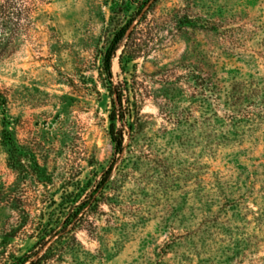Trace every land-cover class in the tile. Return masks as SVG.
<instances>
[{"label": "rangeland", "instance_id": "374dc122", "mask_svg": "<svg viewBox=\"0 0 264 264\" xmlns=\"http://www.w3.org/2000/svg\"><path fill=\"white\" fill-rule=\"evenodd\" d=\"M35 1L31 37L0 59V185L16 177L10 144L56 199L115 159L77 260L50 264H264V0H156L137 16L140 56L119 58L124 39L112 58V80L135 82L117 155L102 66L123 16L114 0ZM14 219L0 205L4 257L33 244L9 236Z\"/></svg>", "mask_w": 264, "mask_h": 264}, {"label": "trees", "instance_id": "16d2710c", "mask_svg": "<svg viewBox=\"0 0 264 264\" xmlns=\"http://www.w3.org/2000/svg\"><path fill=\"white\" fill-rule=\"evenodd\" d=\"M133 1L136 8L130 10ZM155 1L114 0L111 7L114 16H123V22L103 54L102 66L111 96L109 134L114 155L120 154L124 148L125 117L131 112L129 99L135 82L127 78L116 82L112 80V58L124 39L119 58L135 59L140 56L141 50L136 37H133V23L140 13L145 16ZM35 8V0H0V59L14 53L23 39L31 37ZM0 97H4L1 92ZM4 139L10 141L6 130ZM10 145L8 165L16 177L10 186L0 185V205L11 208L15 216L9 236L24 235L33 239V244L26 252L11 258L4 257V253L0 252V259L5 258L2 264H50L62 261L69 252L72 261L77 260L79 242L76 232L86 227L90 233L93 232L95 226L91 217L99 213L105 201L107 182L115 159L99 180L94 183L87 181L71 192L64 190L56 199L49 189L51 175L47 169L34 155L27 158L19 146Z\"/></svg>", "mask_w": 264, "mask_h": 264}]
</instances>
